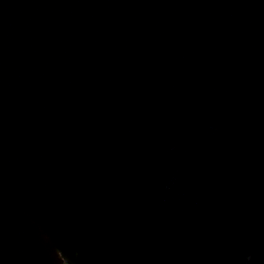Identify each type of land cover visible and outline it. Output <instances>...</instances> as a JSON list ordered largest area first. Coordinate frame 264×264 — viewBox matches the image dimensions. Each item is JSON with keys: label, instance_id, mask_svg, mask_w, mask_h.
Returning a JSON list of instances; mask_svg holds the SVG:
<instances>
[{"label": "water", "instance_id": "obj_1", "mask_svg": "<svg viewBox=\"0 0 264 264\" xmlns=\"http://www.w3.org/2000/svg\"><path fill=\"white\" fill-rule=\"evenodd\" d=\"M0 264H264V0H0Z\"/></svg>", "mask_w": 264, "mask_h": 264}]
</instances>
